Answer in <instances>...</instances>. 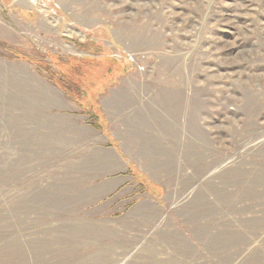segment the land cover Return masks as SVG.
<instances>
[{"label": "rangeland", "instance_id": "rangeland-1", "mask_svg": "<svg viewBox=\"0 0 264 264\" xmlns=\"http://www.w3.org/2000/svg\"><path fill=\"white\" fill-rule=\"evenodd\" d=\"M0 13V264H264V0ZM117 146L123 203L91 188Z\"/></svg>", "mask_w": 264, "mask_h": 264}, {"label": "crops", "instance_id": "crops-1", "mask_svg": "<svg viewBox=\"0 0 264 264\" xmlns=\"http://www.w3.org/2000/svg\"><path fill=\"white\" fill-rule=\"evenodd\" d=\"M19 22L20 21H14L12 25L6 26L7 23L0 13V28H6L5 33H0V41L1 39L6 38L13 43L23 42V40L26 39L25 30H23L21 27L22 25ZM102 149L105 150L102 159L96 160H100V166H102V168L112 167L113 170L103 173V176H100V178L97 177L96 184L91 188L94 189V193L98 197H107L110 200L114 199V201L120 199V202L122 203L127 202L131 198L132 191L137 186V184L134 183L135 179L133 177L134 172L132 171V159L128 157L127 151L123 150L122 147L119 148L117 146L118 150L113 148Z\"/></svg>", "mask_w": 264, "mask_h": 264}]
</instances>
